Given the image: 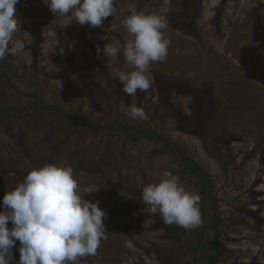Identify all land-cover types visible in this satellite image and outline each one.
<instances>
[{
    "label": "rangeland",
    "instance_id": "1",
    "mask_svg": "<svg viewBox=\"0 0 264 264\" xmlns=\"http://www.w3.org/2000/svg\"><path fill=\"white\" fill-rule=\"evenodd\" d=\"M161 3L116 0L98 27L55 15L43 0L15 6L21 23L13 40L24 49L0 60V108H20L30 116L12 120L0 114V211L6 191L31 168L66 160L79 194L107 213L106 238L96 255L76 264H167V251L184 257L182 247L192 237L179 240L140 199L143 187L158 182L164 170L198 193L195 178L179 172L177 160L183 159L177 151L170 154L157 138L120 127L96 133L68 124L49 108L39 114L42 105L28 96L37 94L88 124L118 121L170 139L215 183L224 220L219 264H264V0H171L168 56L150 65L151 88L130 97L116 77L130 38L122 22L133 8L148 13ZM171 19L180 25L175 28ZM106 43L120 49L117 57L104 55ZM133 104L148 118L132 119L127 109ZM199 207L201 215L213 209ZM19 247L17 241L11 264H18Z\"/></svg>",
    "mask_w": 264,
    "mask_h": 264
},
{
    "label": "clouds",
    "instance_id": "2",
    "mask_svg": "<svg viewBox=\"0 0 264 264\" xmlns=\"http://www.w3.org/2000/svg\"><path fill=\"white\" fill-rule=\"evenodd\" d=\"M20 0H0V60L24 49L21 40H13L20 31L15 6ZM55 15H71L81 26H101L112 15L116 0H43ZM171 0H162L151 12L132 9L123 20L129 39L124 43V66L116 70L130 97L147 92L152 85L150 65L164 62L170 39L166 38L167 14ZM11 45V46H10ZM101 49L97 47L99 53ZM106 57H117L118 47L103 46ZM153 97V103H158ZM132 119H147L143 107L130 105ZM200 195L188 191L178 174L164 170L158 182L142 189V201L150 215H160L166 225L186 230L202 224ZM0 211V264H11L12 248L19 241L18 264H76L79 259L95 256L105 237L107 213L99 202L83 199L72 165L62 160L31 168L22 182L3 196ZM11 222L12 227H8Z\"/></svg>",
    "mask_w": 264,
    "mask_h": 264
},
{
    "label": "trees",
    "instance_id": "3",
    "mask_svg": "<svg viewBox=\"0 0 264 264\" xmlns=\"http://www.w3.org/2000/svg\"><path fill=\"white\" fill-rule=\"evenodd\" d=\"M223 2H226V0H223ZM170 21L172 22L171 24L174 26V20L171 19ZM179 25L180 24H176L174 27L177 28ZM3 75L9 79L8 83L13 86L11 78L9 77V75H7L5 71L3 72ZM28 96L31 99L38 101L39 104L42 105V108L39 111L37 110L39 114L44 109L49 108L53 111H57V113H60L62 116H64V119L68 124L72 123L83 129H94L96 133L97 131H114L116 128L120 127L121 130L126 133L132 131V133L135 132L138 135H144L146 138H157L159 142L164 145L165 149L170 152V154L175 153V151H177L178 155L181 156V158L183 159L182 164L179 163V160H177L178 164L176 163L177 166L181 167L179 169V172L181 174L188 173L190 174V176L195 178L196 183L194 187L198 192L197 194H199L201 197L200 204H210L212 205L213 209L210 210L211 208L209 207L208 213L201 215L202 224L198 228H194L187 231L186 229L179 227L176 224L170 225L171 229H174L179 234V240H181V238H184L185 236H188V234H190V236L192 237L191 240L187 243V245L182 247L186 251L184 257H181L177 250H171L167 251V258L164 260L167 261V264H219L222 259L221 255L223 254V248L220 245L222 244L224 227V220L222 214L217 208V204L220 199L217 197L216 186L213 181V178L210 176V174H208V172H206V170L199 164L198 161L190 158L187 154H185L182 148L178 149L177 146L173 145L170 139L168 140L167 138H163L162 136L154 132L145 134L142 126L128 127L122 125L118 121L105 125L101 124L100 122H92L88 124L86 120L79 119L77 115L73 116L70 112L63 111L57 106L44 103V99L39 97L37 94H32ZM3 113H7L10 116V119L12 120L17 119L18 117L23 118L30 116V114L23 111V109L21 110L20 108L14 107L0 108V114ZM66 133L68 135L73 134L71 132V129H66ZM24 177H22V180ZM115 188L117 191H119V185H115ZM140 199H142V197H140ZM205 225H207V228H204ZM108 248L109 246H107L106 249ZM17 255L18 257H20L19 252L17 253Z\"/></svg>",
    "mask_w": 264,
    "mask_h": 264
},
{
    "label": "bare ground",
    "instance_id": "4",
    "mask_svg": "<svg viewBox=\"0 0 264 264\" xmlns=\"http://www.w3.org/2000/svg\"><path fill=\"white\" fill-rule=\"evenodd\" d=\"M102 156V155H101Z\"/></svg>",
    "mask_w": 264,
    "mask_h": 264
}]
</instances>
